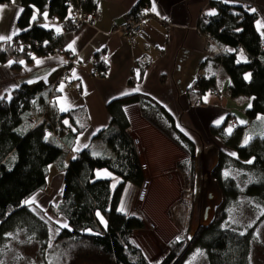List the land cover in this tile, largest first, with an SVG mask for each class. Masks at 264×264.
Instances as JSON below:
<instances>
[{
  "label": "trees",
  "instance_id": "16d2710c",
  "mask_svg": "<svg viewBox=\"0 0 264 264\" xmlns=\"http://www.w3.org/2000/svg\"><path fill=\"white\" fill-rule=\"evenodd\" d=\"M21 1L25 11L19 26L26 29L33 10L65 20L71 0ZM10 2L0 0V4ZM81 5L88 13L96 9L95 0ZM218 8L219 15L210 17V23L201 24L200 29L212 35L216 46L224 49L219 63L231 81L232 97L253 98L247 115L254 123L250 130L237 128L231 136L222 128L215 131L236 155L220 152L218 163L211 171L221 190L222 201L210 224L199 226L193 234L187 229L169 244V254L160 264H192L200 259L202 264H251L257 226L264 221V47L260 45L264 35L257 30L256 14L227 5ZM72 33L69 31L66 35ZM53 35L35 27L16 41L30 44L32 49L37 44L44 45L34 52L48 56L61 47L60 38L65 34L57 40H53ZM30 56L28 51L12 48L11 42L1 46V63L19 62ZM18 69L15 65L14 70ZM98 69L104 76L105 67L99 64ZM214 86V78L200 80L198 87L190 92L191 100H198ZM53 97L51 88L31 90L23 85L14 91L11 99L0 101V264H150L132 242L133 233L144 229V221L119 213L126 185L142 187L146 182L142 152L129 132L125 108L140 104L144 117L188 154V160L178 168L187 174L190 192L196 178L195 144L176 129L172 118L152 100L134 96L111 102L107 107L111 125L97 139L110 148L113 157H94L84 151L63 169L64 187L58 212L67 224L58 227L59 234L51 243L49 224L28 202L48 187L49 167L69 156L57 138L45 139L46 131L61 137L50 117ZM147 106L161 115L163 125L149 117ZM40 112L46 114L45 118L34 126L32 119ZM258 119L262 120L261 129L255 125ZM251 133L254 137L244 144ZM100 170L117 176L119 184L113 188L111 181L97 180L96 172ZM243 207L259 216V221L250 228L231 221L232 212ZM24 249L33 254H26Z\"/></svg>",
  "mask_w": 264,
  "mask_h": 264
},
{
  "label": "crops",
  "instance_id": "0c3cea01",
  "mask_svg": "<svg viewBox=\"0 0 264 264\" xmlns=\"http://www.w3.org/2000/svg\"><path fill=\"white\" fill-rule=\"evenodd\" d=\"M142 2L149 4L153 13L147 29L149 38L148 41L138 39L130 48L119 29ZM95 3L93 25L60 38L62 54H35L19 62H0V101L11 99L14 91L23 85L31 90L41 87L54 91L50 117L61 134L58 144L69 153L62 163L54 164L57 175L52 183L48 179V187L30 200L40 197L51 207L56 203L59 207L64 187L63 169L73 159L84 151L94 157L112 158L110 148L97 139L111 125L107 107L114 100L134 96L146 97L161 107L172 118L176 129L195 144L193 199L199 165L213 167L220 152L236 156L215 131L222 128L231 136L237 128L250 130L254 123L247 115L253 98L215 97L207 91L198 99L200 105L196 104L198 100H191L193 85L202 76L214 78L215 87L223 92L231 90V81L219 63L224 49L207 43L195 29L203 14L216 17L218 6L227 5L256 14L257 30L264 35V0H95ZM24 11L21 0L0 4V52L2 45L35 27L51 35L61 34V21L37 10H33L30 26L20 28ZM73 58L76 64L69 69L73 85L70 88L69 83L60 79ZM95 60L105 67L104 76L93 74ZM15 65L19 66L18 70H14ZM146 109L149 117L163 125L161 115L153 108ZM125 114L130 134L140 141L142 162L147 165L144 177L149 185L140 201L143 186L127 184L119 213L144 221V229L133 233L132 242L150 264H160L169 254V244L183 231L171 213L181 199L182 182L187 177L178 165L189 156L144 117L140 104L127 106ZM255 125L261 129L262 120L255 121ZM252 137L253 133L244 144ZM96 179L111 181L113 188L120 182L108 170L97 171ZM149 225L155 227L154 231L149 230Z\"/></svg>",
  "mask_w": 264,
  "mask_h": 264
},
{
  "label": "rangeland",
  "instance_id": "374dc122",
  "mask_svg": "<svg viewBox=\"0 0 264 264\" xmlns=\"http://www.w3.org/2000/svg\"><path fill=\"white\" fill-rule=\"evenodd\" d=\"M262 34H264L263 31ZM216 165L213 167H209L208 164L199 165L198 181L193 199L190 197L191 192L187 177L185 176L186 179L183 180L180 190L181 199L174 205V211L171 213L174 221H176L183 230L181 235L187 229L193 234L199 226L208 225L214 219L215 211L222 201L219 185L216 180L211 177V170ZM56 167L57 166L53 165L50 168V184L52 183V179L57 175ZM55 203L56 202H54V204ZM28 204L32 205L33 210L49 224L51 243H53L59 234L58 227H64V223H66L64 217L58 212L57 203L56 206L51 207V204H48L45 199H40L39 197L29 200ZM231 216L232 223L242 226L243 228H250L259 221V216L246 207L233 211ZM154 229L155 227L153 225H149L150 231H154ZM23 251L29 255L33 254L30 250L24 249ZM197 261L199 264L203 263L201 259ZM197 261H193L192 264H198ZM251 264H264V221L257 226V243L252 250Z\"/></svg>",
  "mask_w": 264,
  "mask_h": 264
},
{
  "label": "built area",
  "instance_id": "2783aa9c",
  "mask_svg": "<svg viewBox=\"0 0 264 264\" xmlns=\"http://www.w3.org/2000/svg\"><path fill=\"white\" fill-rule=\"evenodd\" d=\"M87 0H71L70 1V7H69V15L67 18L63 21L60 22V27H61V34H54L53 35V40H57L60 35L66 34L67 32H77L80 29L86 27V26H92L95 20V15L94 13H88L86 12L83 8L81 3H85ZM153 19V13L151 10V6L149 4H144L142 12L139 14H130L126 20L123 26L119 29V32L125 39L128 47H133L138 39H141L143 41H148V25ZM210 23V16L203 14L201 16L200 23L198 27L195 29L202 37L209 43L210 45L216 46L215 40L212 35L208 33H203L202 30L200 29V25H206ZM260 45L264 47V40L261 41ZM11 46L17 51L21 52H29L31 55H35L36 53L34 52L37 49L44 48V45L41 46V44H37L34 49H32V46L27 43H20L19 41L13 40L11 41ZM237 50H240V47L237 48ZM50 55L54 54H62L61 49H55L54 51L49 53ZM76 64V59H70L68 61V68L64 71L61 81L69 83V87L73 88L72 83V76L71 72L69 69H71L74 65ZM100 62L98 60H95L93 65L95 67L93 74L95 76L100 75V71L98 69ZM212 77L210 76H202L200 77L193 85V88L198 87V83L200 80L203 79H211ZM208 92L215 96V97H222V96H227V97H232V92L231 90H227L225 92L221 91L220 89L214 87H211ZM197 105H200V101L198 100ZM45 113L40 112L39 116L35 117L32 119V124L34 126H37L40 121H42L45 118ZM52 138H57L59 139V136L52 131H46L45 132V139L50 140ZM136 145L140 146L139 141L136 139ZM143 171H147V166L143 165ZM149 185V182L146 181L143 186V191L140 196V201L144 199L145 193H146V188Z\"/></svg>",
  "mask_w": 264,
  "mask_h": 264
},
{
  "label": "snow or ice",
  "instance_id": "6c2138e0",
  "mask_svg": "<svg viewBox=\"0 0 264 264\" xmlns=\"http://www.w3.org/2000/svg\"><path fill=\"white\" fill-rule=\"evenodd\" d=\"M153 10H155V9H153ZM209 14H212V13H209ZM73 75H75V73L73 74ZM248 77H246V79H247ZM205 100H206V98H205ZM65 123H67V121H65ZM65 227H66V225H64Z\"/></svg>",
  "mask_w": 264,
  "mask_h": 264
}]
</instances>
